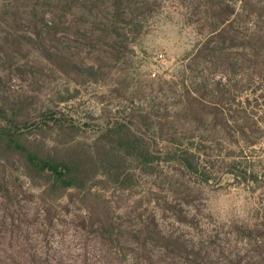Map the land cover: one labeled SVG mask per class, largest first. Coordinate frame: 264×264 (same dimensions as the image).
<instances>
[{
    "label": "trees",
    "instance_id": "trees-1",
    "mask_svg": "<svg viewBox=\"0 0 264 264\" xmlns=\"http://www.w3.org/2000/svg\"><path fill=\"white\" fill-rule=\"evenodd\" d=\"M51 11L53 22L46 18ZM152 13L146 0L0 1V67L21 71L18 55L31 46L61 72L105 81L117 67L125 70ZM190 15L198 40L185 57L191 59L183 73L189 69V83L186 75L163 82L172 99L163 115L140 90L144 104L132 109L131 120L89 142L55 108L44 126L32 121L24 103L3 98L0 76V235L10 247L0 249V264H13L11 249L26 257L30 221L43 229L35 235L46 243L36 250L44 262L33 256V264H63L45 250L53 238L54 252L66 244L70 231L79 241L70 264H264V200L252 218L218 221L206 215L194 186L181 180L214 181L209 150L215 139L201 132L226 131L237 137L236 150L219 156L227 173L239 186L249 182L253 192L264 191L257 184L264 183V157L257 170L244 149L258 144L250 134L261 123L249 107L264 101L256 87L264 84V3L198 0ZM24 22L31 34L20 32ZM70 37L90 49L93 60L79 61L67 46ZM220 71V80L203 77ZM239 141L245 146L238 150ZM163 165L174 168L167 181L158 176ZM144 181L149 188L139 191ZM127 192L131 198L124 201L119 193Z\"/></svg>",
    "mask_w": 264,
    "mask_h": 264
},
{
    "label": "rangeland",
    "instance_id": "rangeland-1",
    "mask_svg": "<svg viewBox=\"0 0 264 264\" xmlns=\"http://www.w3.org/2000/svg\"><path fill=\"white\" fill-rule=\"evenodd\" d=\"M49 1L52 5L54 0ZM146 1L153 8L152 17L147 21L148 30L146 35L137 41L134 53L130 54L123 72L120 67H117L118 73H115V70L114 73H110L111 70L105 71V75L110 73L105 81L101 79L91 81L84 75H78L74 72H61L51 60L43 58L31 46H24L16 61V64L21 67V71L9 68L10 65L7 63H3L0 67V76L4 79L3 98L24 103L29 118L43 126L45 119L43 117L52 116L55 108L59 114L64 116L65 120L74 123L81 130L78 131V134H81L87 142H89V137L95 138L116 122H129L132 109L135 110L139 106L138 104H144L142 102L144 98H140V90L147 93V96L157 107L163 109L159 111L163 115L164 106L172 102L166 92L167 84L165 85L163 82L177 81L180 76L186 75L187 80L185 82L189 83L192 76L189 75L191 74L189 69L186 70L185 75L183 73H185L187 64L191 62L190 58L189 60L185 57L192 53L198 40L195 30H193L196 26L194 23L196 19L190 15L195 10L198 0ZM258 1L264 3V0ZM46 18L53 22L54 13L52 11L47 13ZM261 25H264V19ZM19 30L23 34H31L32 27L24 22L19 24ZM48 45L54 47V41H48ZM67 46L73 50L79 61L89 62L95 57L90 49H85L73 37H70ZM217 65L221 66V62ZM222 71L216 75L207 72L206 75L203 74V77L208 82L220 80ZM151 80L155 82L154 85L151 84ZM162 86L165 90L159 91L161 89L159 87ZM256 87L264 90V84L256 85ZM153 96L154 99H152ZM62 98L67 101L60 104L59 101ZM249 109L256 114V118L261 122L258 125L259 131H256L255 128L254 134H250L253 136L252 138L258 141V144L252 147H244L245 144L239 141L237 149L244 147L248 164L259 170L261 168L259 163L264 157V101H258V105L256 102H251ZM37 133L39 134L38 131ZM201 133L215 139V144H212L209 150V154L214 159L211 171L215 179L209 184H199L196 180L183 175L181 180L187 181L198 191L199 204L205 208L206 215H211L214 219L224 222L252 218L259 202L264 200L263 189L260 188L257 192H253L254 184L249 182L239 186L240 179L235 180L233 175L227 173L228 171L222 163L221 157H219L226 150H236L232 141L237 137L235 134L226 131L211 132L204 129ZM28 134H34V130H29ZM173 171L174 168L171 165H163L158 174L159 179L167 181L168 172ZM257 184L264 186L263 182ZM142 185L143 187L139 191L149 188L145 181L142 182ZM161 187L164 186L161 185ZM161 195L166 196L165 191ZM119 197L124 201L130 200V192L119 193ZM28 223L27 226L32 228L31 234L33 236H28V242L24 244L26 257L23 253H18L21 250L14 251L11 249L7 256L10 263L33 264V256H36L38 260L40 259V255L37 256V247L39 251L41 246L44 247L46 243L44 237L36 236L35 232L37 230L43 231V229L34 225L32 221L29 225ZM19 232L22 233L23 228ZM73 234L74 232H67L66 239L68 241L66 244L58 246L55 252L53 238L49 244L51 249L47 248L45 251L50 254L52 259L54 253L55 255L59 254L57 262L70 264L68 258L71 255H77L75 249L77 242H79L71 236ZM5 238H7L5 235H0L1 250L10 249L9 241ZM43 258L38 262H44Z\"/></svg>",
    "mask_w": 264,
    "mask_h": 264
}]
</instances>
